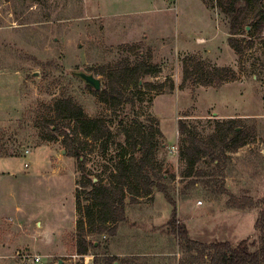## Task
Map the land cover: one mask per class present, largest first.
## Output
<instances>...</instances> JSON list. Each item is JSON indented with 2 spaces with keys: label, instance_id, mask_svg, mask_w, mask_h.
<instances>
[{
  "label": "rangeland",
  "instance_id": "rangeland-1",
  "mask_svg": "<svg viewBox=\"0 0 264 264\" xmlns=\"http://www.w3.org/2000/svg\"><path fill=\"white\" fill-rule=\"evenodd\" d=\"M246 10L235 51L228 43L232 18L214 0H0V146L8 151L0 156V264H209L204 247L212 242L256 241L264 198V29L256 33ZM185 60L200 63L194 68L202 81L183 77ZM138 61L159 70L144 82L170 79L174 89L130 85L132 103L112 111L71 73H92L102 87L103 67ZM225 67L232 79L203 83ZM67 97L87 117L112 122L107 151L103 141L80 138L84 170L55 131L52 104ZM180 119L202 138L214 133L216 121L231 122L243 144L234 152L227 146L221 167H189L179 155ZM130 124L153 131L150 162L165 192L153 186L145 194L129 182L123 218L89 233V251L80 255L75 233L84 216L76 190L85 177L107 182L114 156L131 152L118 131ZM51 127L54 139L47 140ZM243 196L256 205L227 207ZM81 197L82 206L91 203Z\"/></svg>",
  "mask_w": 264,
  "mask_h": 264
},
{
  "label": "trees",
  "instance_id": "trees-1",
  "mask_svg": "<svg viewBox=\"0 0 264 264\" xmlns=\"http://www.w3.org/2000/svg\"><path fill=\"white\" fill-rule=\"evenodd\" d=\"M239 1L214 0L216 6L232 18L228 43L235 51H239V47L234 40V35L238 33L244 22L246 9L251 7L256 33H261L264 29V0H244L243 7L238 6ZM188 58L190 61L191 58ZM197 64L199 67V62L189 63L185 60L183 64V77L185 79L196 77L195 80L202 81V71L194 68ZM214 70L215 73L212 74L211 78L203 82L205 85H211L213 81L214 85H220L224 80H230L234 76L233 70L229 67ZM158 71L154 65L143 61H138L133 66L121 64L116 67H103L100 72L105 81L100 90H95L94 93L110 110L115 111L122 105L132 103L126 95V89L130 85L145 86L151 90L157 89L159 92H171L174 85L170 79L158 85L143 81L145 76H155ZM52 111L55 119L60 122V126L59 124L55 126V131L60 132L63 145L69 151L70 156L77 158L81 170H84L83 161L85 158L81 154L78 145L80 144V138L94 142L103 141L102 151H107L112 134L110 129L112 122L104 117H87L83 109L70 97L55 99L52 104ZM48 131L50 134L46 136V139H54L51 136L54 129L51 127ZM118 131L123 135L124 142L129 145L131 152H119L114 156L106 183H103L100 179L94 181L93 178L85 177V181L80 185L83 189L80 190L79 188L75 193L77 209L79 212H83L84 216L77 222L75 233L76 252L80 255H85L89 251L91 243L86 240L89 233H103L108 223H115L123 218L122 213L125 206L123 187L129 182L134 181L139 184L145 194H148L153 186H157L165 192L164 186L157 182L162 175L157 176L150 162L154 151L153 131L144 130L140 124L122 125ZM178 133L181 138L179 155L189 167L200 161L221 167L220 162L226 157L227 146L231 145L229 151L234 152L243 144L238 135L239 133L231 128V122L227 121H216L214 133L202 138L197 134L194 126H190L184 119H180ZM117 144L119 145V142ZM7 152L0 146V156H6ZM86 187H89V189L85 190ZM129 193L133 198L138 196L131 190H129ZM81 195L91 203L82 206ZM262 203V208L254 222V230L257 235L256 241L245 238L235 245L227 241L212 242L204 247L209 257V264H264V198ZM226 204L227 207L239 209L252 208L256 205L249 196L231 197ZM174 216L175 208L172 210V219H174ZM93 224L98 226L97 230L85 229V225L90 226ZM180 233L186 236L184 228H181ZM194 243L197 244V242ZM92 247H94L93 244Z\"/></svg>",
  "mask_w": 264,
  "mask_h": 264
},
{
  "label": "water",
  "instance_id": "water-1",
  "mask_svg": "<svg viewBox=\"0 0 264 264\" xmlns=\"http://www.w3.org/2000/svg\"><path fill=\"white\" fill-rule=\"evenodd\" d=\"M71 73L82 80V82L91 87L93 90H100L101 83L99 78L95 77L92 73H86L83 70H73Z\"/></svg>",
  "mask_w": 264,
  "mask_h": 264
},
{
  "label": "built area",
  "instance_id": "built-area-1",
  "mask_svg": "<svg viewBox=\"0 0 264 264\" xmlns=\"http://www.w3.org/2000/svg\"><path fill=\"white\" fill-rule=\"evenodd\" d=\"M199 203H200V201H199ZM23 258H29V260L32 261V262H39V260H40V257L37 256V255H35V256H25V255H23Z\"/></svg>",
  "mask_w": 264,
  "mask_h": 264
}]
</instances>
